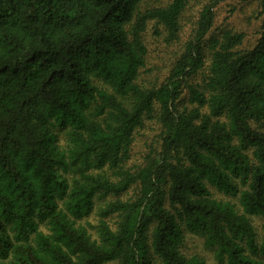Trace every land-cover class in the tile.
<instances>
[{"label":"clouds","instance_id":"9594fccd","mask_svg":"<svg viewBox=\"0 0 264 264\" xmlns=\"http://www.w3.org/2000/svg\"><path fill=\"white\" fill-rule=\"evenodd\" d=\"M0 264H264V0H0Z\"/></svg>","mask_w":264,"mask_h":264}]
</instances>
